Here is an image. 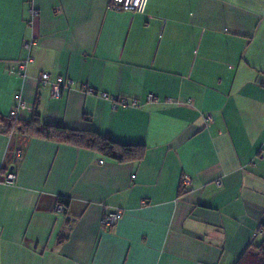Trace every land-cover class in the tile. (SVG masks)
Wrapping results in <instances>:
<instances>
[{
    "label": "crops",
    "instance_id": "crops-1",
    "mask_svg": "<svg viewBox=\"0 0 264 264\" xmlns=\"http://www.w3.org/2000/svg\"><path fill=\"white\" fill-rule=\"evenodd\" d=\"M110 1L0 0V114L145 148L0 134V264H234L264 239V0Z\"/></svg>",
    "mask_w": 264,
    "mask_h": 264
},
{
    "label": "trees",
    "instance_id": "trees-1",
    "mask_svg": "<svg viewBox=\"0 0 264 264\" xmlns=\"http://www.w3.org/2000/svg\"><path fill=\"white\" fill-rule=\"evenodd\" d=\"M15 133L29 139L45 140L75 149L93 151L104 158L119 163L139 161L145 153L143 146L119 145L108 135L45 124L41 121L37 106L33 109L32 117L29 120L23 121L0 114V134ZM59 203L64 206L63 212H65L69 204L68 200L59 199ZM261 229H264V226ZM234 264H264V239L258 246H247Z\"/></svg>",
    "mask_w": 264,
    "mask_h": 264
},
{
    "label": "built area",
    "instance_id": "built-area-1",
    "mask_svg": "<svg viewBox=\"0 0 264 264\" xmlns=\"http://www.w3.org/2000/svg\"><path fill=\"white\" fill-rule=\"evenodd\" d=\"M147 1L148 0H111L110 8L114 10H118V11H127V12H132V13H137V14H143L147 6ZM36 15H37V12L32 10V16L36 17ZM31 45L32 44L30 42H26L24 47L26 50H29L31 48ZM29 62L30 60L26 61L25 63H22L19 67L20 70H25ZM40 81L42 82L43 85H47V84L51 85V93L54 97L60 96V87L64 83L63 78L59 77L56 79L55 82L50 83L49 74L43 73L40 76ZM111 99H112L114 108H117L119 105H122V103H124L123 99L121 100L116 97H113ZM153 100L154 98L151 95L146 98L147 102H152ZM18 101H19L18 109H24V103L20 100V98H18ZM9 116L16 117L17 111L16 110L12 111ZM207 121L209 120L207 119ZM263 155H264V151H263ZM15 179H16V176L13 173H9L5 177V181L8 183H13ZM58 210L63 211L64 206L62 204H59ZM121 216H122V212L120 210L108 211L104 213V215L102 216L101 224L104 227H111L118 222Z\"/></svg>",
    "mask_w": 264,
    "mask_h": 264
}]
</instances>
